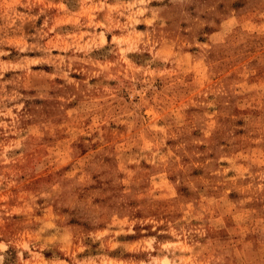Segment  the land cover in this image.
Masks as SVG:
<instances>
[{"label":"rangeland","instance_id":"374dc122","mask_svg":"<svg viewBox=\"0 0 264 264\" xmlns=\"http://www.w3.org/2000/svg\"><path fill=\"white\" fill-rule=\"evenodd\" d=\"M0 264H264V0H0Z\"/></svg>","mask_w":264,"mask_h":264}]
</instances>
